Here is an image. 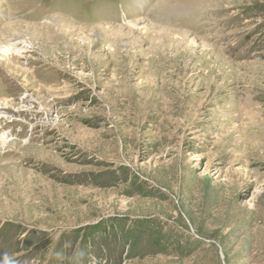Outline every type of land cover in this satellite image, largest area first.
<instances>
[{
  "label": "rangeland",
  "instance_id": "rangeland-1",
  "mask_svg": "<svg viewBox=\"0 0 264 264\" xmlns=\"http://www.w3.org/2000/svg\"><path fill=\"white\" fill-rule=\"evenodd\" d=\"M10 24L0 253L264 264V0H0Z\"/></svg>",
  "mask_w": 264,
  "mask_h": 264
},
{
  "label": "bare ground",
  "instance_id": "bare-ground-1",
  "mask_svg": "<svg viewBox=\"0 0 264 264\" xmlns=\"http://www.w3.org/2000/svg\"><path fill=\"white\" fill-rule=\"evenodd\" d=\"M22 25H23V29L24 30H28L29 28L30 29L33 28V26L29 25L28 23L22 24ZM11 28H15V26L13 24H10V25H7V26L5 25L3 27H0V60L3 59L2 57H5L4 60H7L8 63L12 62V59H16L17 57L21 56L22 52H23V50L21 48L17 47V44H19L20 42H23V41H18L17 40V37L14 35V31H11ZM34 30H35V27H34ZM18 69H19V67H18ZM10 71L12 72L11 69H10ZM51 93H53V92H51ZM5 103L6 104L9 103L7 98L5 96H3V98L0 97V109L1 110L6 107L4 105ZM9 104H11V103H9ZM6 137H8V136H6Z\"/></svg>",
  "mask_w": 264,
  "mask_h": 264
},
{
  "label": "clouds",
  "instance_id": "clouds-1",
  "mask_svg": "<svg viewBox=\"0 0 264 264\" xmlns=\"http://www.w3.org/2000/svg\"><path fill=\"white\" fill-rule=\"evenodd\" d=\"M0 264H26L18 256L7 251L0 253Z\"/></svg>",
  "mask_w": 264,
  "mask_h": 264
}]
</instances>
